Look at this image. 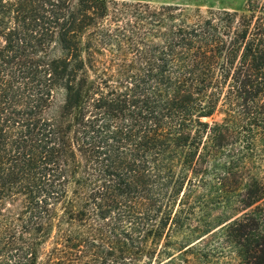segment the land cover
I'll return each instance as SVG.
<instances>
[{"label": "trees", "instance_id": "obj_1", "mask_svg": "<svg viewBox=\"0 0 264 264\" xmlns=\"http://www.w3.org/2000/svg\"><path fill=\"white\" fill-rule=\"evenodd\" d=\"M189 18L0 0V264H264V0Z\"/></svg>", "mask_w": 264, "mask_h": 264}, {"label": "rangeland", "instance_id": "obj_2", "mask_svg": "<svg viewBox=\"0 0 264 264\" xmlns=\"http://www.w3.org/2000/svg\"><path fill=\"white\" fill-rule=\"evenodd\" d=\"M122 1V0H114ZM128 2L153 3V5H176L189 11L193 21L194 14L206 15L210 10H226L241 12L247 0H125ZM189 15V14H188ZM219 118H216L218 120ZM176 264H238L237 258L224 248L217 237H208L193 251L181 256Z\"/></svg>", "mask_w": 264, "mask_h": 264}]
</instances>
